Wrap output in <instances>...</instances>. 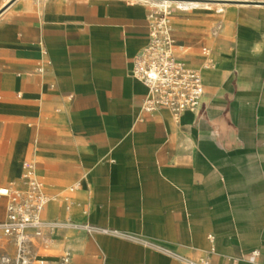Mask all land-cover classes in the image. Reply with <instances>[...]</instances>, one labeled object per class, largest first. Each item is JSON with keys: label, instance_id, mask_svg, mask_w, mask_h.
I'll return each instance as SVG.
<instances>
[{"label": "crops", "instance_id": "crops-1", "mask_svg": "<svg viewBox=\"0 0 264 264\" xmlns=\"http://www.w3.org/2000/svg\"><path fill=\"white\" fill-rule=\"evenodd\" d=\"M195 1L168 4L174 56L205 88L175 116L144 112L131 74L160 1L0 0L1 192L31 163L44 219L118 231L60 229L36 260L264 264V0Z\"/></svg>", "mask_w": 264, "mask_h": 264}, {"label": "built area", "instance_id": "built-area-1", "mask_svg": "<svg viewBox=\"0 0 264 264\" xmlns=\"http://www.w3.org/2000/svg\"><path fill=\"white\" fill-rule=\"evenodd\" d=\"M168 15L165 10L149 15V41L133 57L131 74L148 89L142 104L144 112L167 108L178 116L184 110L201 108L205 88L201 73L175 58ZM22 180V187H6L5 192L0 189V193L8 198L6 217L0 221V264H44V260H36L34 248L38 243L49 245L60 229L118 234L117 230L89 222L44 219L48 196L31 163L24 164ZM169 254L179 264H212L208 253L198 258L174 252ZM60 264H71L69 253L63 256Z\"/></svg>", "mask_w": 264, "mask_h": 264}, {"label": "rangeland", "instance_id": "rangeland-1", "mask_svg": "<svg viewBox=\"0 0 264 264\" xmlns=\"http://www.w3.org/2000/svg\"><path fill=\"white\" fill-rule=\"evenodd\" d=\"M201 1L222 2V3H235V0H201ZM173 4H174V3H173ZM211 6H213V7L215 8V10H217V9H216V6H217V5L212 4ZM171 8H172V6H171V5H168V10H169V11H170ZM154 12H157V14H159V13H161V12H164V8H163V7H160V6H155V7H153V11H152V13H154ZM168 17H169L170 24H171V26H172V20H171V18H170V15H168Z\"/></svg>", "mask_w": 264, "mask_h": 264}, {"label": "bare ground", "instance_id": "bare-ground-1", "mask_svg": "<svg viewBox=\"0 0 264 264\" xmlns=\"http://www.w3.org/2000/svg\"><path fill=\"white\" fill-rule=\"evenodd\" d=\"M161 2V7L164 8L165 12L168 10V4L172 3L173 1H177L179 4H196L195 0H158Z\"/></svg>", "mask_w": 264, "mask_h": 264}]
</instances>
